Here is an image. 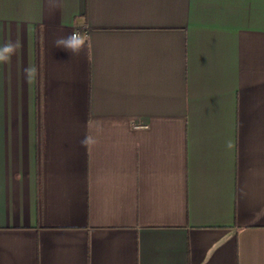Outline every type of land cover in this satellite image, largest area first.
Wrapping results in <instances>:
<instances>
[{"label":"crops","instance_id":"1","mask_svg":"<svg viewBox=\"0 0 264 264\" xmlns=\"http://www.w3.org/2000/svg\"><path fill=\"white\" fill-rule=\"evenodd\" d=\"M6 44L0 264H264V0H0Z\"/></svg>","mask_w":264,"mask_h":264},{"label":"clouds","instance_id":"2","mask_svg":"<svg viewBox=\"0 0 264 264\" xmlns=\"http://www.w3.org/2000/svg\"><path fill=\"white\" fill-rule=\"evenodd\" d=\"M87 36L82 35L79 32H73L71 35L67 37H58L54 44L57 47H63L67 50H70L73 53H78L80 50H82L87 43ZM14 51V46L10 44H6L3 46L2 49H0V52L4 53H11ZM8 57L4 55H0V61L6 60Z\"/></svg>","mask_w":264,"mask_h":264},{"label":"built area","instance_id":"3","mask_svg":"<svg viewBox=\"0 0 264 264\" xmlns=\"http://www.w3.org/2000/svg\"><path fill=\"white\" fill-rule=\"evenodd\" d=\"M74 31H75V32H79V29L77 28V29H75Z\"/></svg>","mask_w":264,"mask_h":264}]
</instances>
